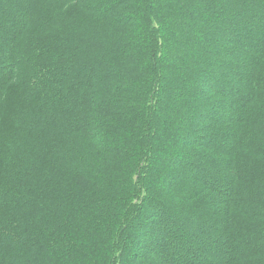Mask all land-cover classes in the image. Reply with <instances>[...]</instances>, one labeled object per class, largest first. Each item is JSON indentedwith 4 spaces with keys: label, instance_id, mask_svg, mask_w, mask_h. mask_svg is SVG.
Listing matches in <instances>:
<instances>
[{
    "label": "trees",
    "instance_id": "obj_1",
    "mask_svg": "<svg viewBox=\"0 0 264 264\" xmlns=\"http://www.w3.org/2000/svg\"><path fill=\"white\" fill-rule=\"evenodd\" d=\"M0 264H264V0H0Z\"/></svg>",
    "mask_w": 264,
    "mask_h": 264
}]
</instances>
